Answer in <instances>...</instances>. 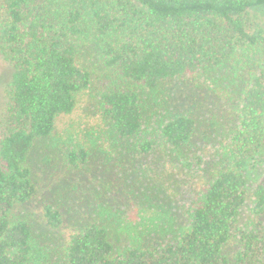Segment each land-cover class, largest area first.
I'll use <instances>...</instances> for the list:
<instances>
[{
    "label": "trees",
    "instance_id": "16d2710c",
    "mask_svg": "<svg viewBox=\"0 0 264 264\" xmlns=\"http://www.w3.org/2000/svg\"><path fill=\"white\" fill-rule=\"evenodd\" d=\"M261 8L264 0H0V55L13 69L0 136V264H264ZM187 75L217 97L203 132L191 109L171 106L172 81ZM94 88L97 119L73 118ZM40 141L70 170L115 168L133 203L98 204L67 229L60 207L45 203L43 223L63 235L43 241L25 211L38 193L31 153ZM184 173L200 174V187Z\"/></svg>",
    "mask_w": 264,
    "mask_h": 264
},
{
    "label": "rangeland",
    "instance_id": "374dc122",
    "mask_svg": "<svg viewBox=\"0 0 264 264\" xmlns=\"http://www.w3.org/2000/svg\"><path fill=\"white\" fill-rule=\"evenodd\" d=\"M257 21L264 19V9L254 11ZM12 66L0 55V136L9 129L10 122L6 114L7 97L6 88L11 80ZM101 75V71L97 72ZM97 83H101L98 79ZM97 88L84 96L73 118L83 117L84 120H95V101ZM171 106L181 110H189L199 120L201 131L210 125L213 119V109L216 108L217 97L210 92L202 79L193 75H187L175 79L171 83ZM202 136L198 135V139ZM31 162L37 183V196L28 203L25 211L31 216L35 223V230L43 237V241H51L60 244L62 231L51 230L42 220V207L45 203L59 206L65 215V229L79 225L85 217L93 214L98 204H118L128 208L133 202H127L123 189L117 178L119 172L115 168L109 171L99 167L98 163H92L81 170H70L67 168L60 154L49 149L45 141H40L31 153ZM169 171V169L167 170ZM187 182L192 188L200 187L202 181L198 173L191 175L184 173ZM185 189V187H182ZM185 198L177 196L176 206L185 208ZM54 237V238H53Z\"/></svg>",
    "mask_w": 264,
    "mask_h": 264
}]
</instances>
